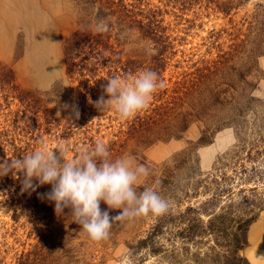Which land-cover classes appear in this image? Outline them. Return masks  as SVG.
<instances>
[{"label": "rangeland", "instance_id": "rangeland-1", "mask_svg": "<svg viewBox=\"0 0 264 264\" xmlns=\"http://www.w3.org/2000/svg\"><path fill=\"white\" fill-rule=\"evenodd\" d=\"M144 1L145 13H159L158 36H143L138 28L124 29L112 19L111 46L116 53H122L123 63L136 62L135 74L149 67L156 69L166 87L153 95L146 110L121 120L115 110L101 113L93 103L102 94L106 79L112 77L108 66L119 56L107 54L111 61L100 68L87 91L81 83L84 78L68 72L65 44L82 26L74 0H0V67L4 75L13 74L16 87L10 90L0 84V161L30 154L41 146V141L54 152L63 144L68 159H72L79 149L91 151L95 141L103 140L112 159L131 156L136 164L157 171L172 167L174 161L192 153L191 161L175 171L173 177L175 183L184 185L190 166L196 177L213 173L216 162L239 141V133L249 140L258 138V127L264 126V0ZM215 65L225 68L220 76L226 75L225 80L234 84L237 92L233 94L238 98L218 115L239 118L240 126L247 130L239 132L230 124L216 133L210 132L209 142L203 144L205 124L195 119L180 139L149 144L131 136L137 117H150L160 107L182 105L183 99L185 110L191 111L189 104L193 99L185 98L184 93L200 73L207 74L205 69ZM240 74L245 80L240 79ZM118 76L124 78L122 73ZM245 82L250 86L246 87ZM260 136L264 139V132ZM263 183L254 179L245 185L254 188L256 184L259 188L248 194L247 202L252 204L248 214L258 218L248 231L247 246L240 252L249 264H264V206H258ZM155 185L148 176L138 188L152 187L157 191ZM50 188L44 185L29 195L21 192L19 180L11 174L0 178V264H20L50 234L52 240L46 239L44 244L53 248L55 264H122L125 258V264L224 262V249L217 247V236L187 232L180 235L189 222L172 221L187 207H199L206 199L203 195L199 199L192 195L189 200L183 199L181 207L171 201L164 230L157 235L150 233H154L153 228L164 214L117 221L110 238L97 244L73 222L68 209L58 216L54 204L39 198L38 193ZM101 209L107 206L101 204ZM120 211L112 210L110 215L116 216ZM202 220L206 225L208 217L203 215Z\"/></svg>", "mask_w": 264, "mask_h": 264}, {"label": "trees", "instance_id": "trees-1", "mask_svg": "<svg viewBox=\"0 0 264 264\" xmlns=\"http://www.w3.org/2000/svg\"><path fill=\"white\" fill-rule=\"evenodd\" d=\"M74 1L81 14L82 26L65 44V60L69 74L79 73L80 77L84 78L81 83L85 84V90L91 89V83L97 72L111 61L107 57L109 53L113 56H119L112 66H108L111 69L109 74L112 77L118 76L120 73L123 74V77L134 75L136 62L123 63L122 53H116L114 47L111 46V34L109 31H97V23L100 20H105L110 25V20L116 19V24L124 29L133 31L138 28L143 36L156 38L160 29L159 22L156 20L159 13L152 10L145 13L144 4L146 2L144 0H133L134 3L132 4L127 3L128 0ZM139 17L141 19L138 20ZM145 20L148 22L145 23ZM118 42L120 43V40ZM78 60L79 63L77 64ZM149 69L156 72V69L152 67ZM224 69L218 65L208 67L205 69L207 74L200 73L199 78L188 87L184 96L193 99V102L189 104L191 111L185 110L183 99H180L182 105L175 103L173 106L160 107L150 117H137L131 126V136L137 137L139 140L143 138L149 144H154L160 140L180 139L189 130L195 119L202 120L205 124L202 137L203 144L209 142L210 132L216 133L230 124L234 125L239 132L243 128L247 130V128L240 126L239 118L233 115L229 118H222L218 115L225 107L232 105L233 102H238L236 101V94H233L234 91L237 92L234 84L225 80L226 75L220 76ZM89 74L91 77L88 76ZM239 77L241 80H245L243 74H240ZM219 78L223 79L218 80ZM14 82L13 74L11 77L4 75L3 68L0 67L1 86L16 90L13 85ZM245 85L246 87L250 86L249 82H245ZM223 87L225 88L222 89ZM239 113L238 116L241 117L243 111ZM263 132L264 126L262 129L258 127V138L252 140L246 138L243 133H239L241 136H238L239 141L231 151H228L224 157L216 162V169L213 173L209 172L203 178L196 177L193 167L190 166V176L184 185H180L179 182L175 183L173 177L175 171L180 170L184 164L186 165L191 161L192 153L179 158L173 162L172 167H164L161 171L147 167L150 170L149 181L156 184L157 192L161 194L164 191V197L170 202H174L177 207H181L182 200H189L191 195L195 196L196 199H199L200 195L206 197L199 207H187L172 221L173 223L179 221L178 224H182L184 221L189 222V226L179 232L180 235L187 232L192 235L197 234V236H217V247L224 249V262L222 264H249L247 258L242 257L240 252L247 246L248 231L258 218L256 214L252 216H249L250 213L248 214V208L250 205L252 206L250 202H247L249 201L248 194L257 192L259 188L256 184L254 188H246L245 185L250 184L254 179H257L258 183L264 181V165L262 164L264 139L260 136ZM260 159L261 162H259ZM159 172H161L160 177ZM262 186L263 193L260 195L258 206H264V183ZM142 190L143 188H137V191ZM168 190L171 194H168ZM178 193H181V196ZM101 204L107 206L103 202ZM168 213L161 216L158 225L153 228L152 232L154 233H150L151 236L164 230ZM203 215L208 217L206 225L202 220ZM193 216L195 218H191ZM219 238L223 239V242H220ZM46 239L47 242H50L52 234L43 237L35 252L27 255L20 264H55L54 250L48 244H44ZM32 256L33 259H31Z\"/></svg>", "mask_w": 264, "mask_h": 264}, {"label": "clouds", "instance_id": "clouds-1", "mask_svg": "<svg viewBox=\"0 0 264 264\" xmlns=\"http://www.w3.org/2000/svg\"><path fill=\"white\" fill-rule=\"evenodd\" d=\"M96 27L97 31L110 30L105 20H100ZM106 80L102 94L93 103L101 113L115 110L121 120L134 118L146 110L153 95L166 87V82L150 69ZM75 115L79 118L78 111ZM55 149L58 152L41 141V146L30 154L0 161V178L11 174L19 180L21 192L29 195L50 185L49 191L38 193L39 198L54 204L58 216L68 209L73 222L92 242L107 241L117 221H132L149 215L158 217L168 212L170 201L152 187L137 191L150 170L143 164H136L134 157L112 159L103 140L95 141L91 151L79 149L72 159H68L63 144ZM102 202L107 209H101ZM115 209L121 211L111 216L110 212Z\"/></svg>", "mask_w": 264, "mask_h": 264}]
</instances>
